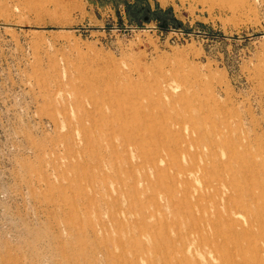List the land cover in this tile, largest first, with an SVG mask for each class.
<instances>
[{
  "label": "rangeland",
  "instance_id": "1",
  "mask_svg": "<svg viewBox=\"0 0 264 264\" xmlns=\"http://www.w3.org/2000/svg\"><path fill=\"white\" fill-rule=\"evenodd\" d=\"M190 163L264 216V0H0V264H188Z\"/></svg>",
  "mask_w": 264,
  "mask_h": 264
},
{
  "label": "bare ground",
  "instance_id": "2",
  "mask_svg": "<svg viewBox=\"0 0 264 264\" xmlns=\"http://www.w3.org/2000/svg\"><path fill=\"white\" fill-rule=\"evenodd\" d=\"M196 145L197 149H208L205 143L197 142ZM180 150L184 153L183 155L187 153L186 149L180 148ZM183 174L200 177V182H197L199 188L195 189L196 196L193 203L199 215L191 219L197 224L183 238V244L179 250L183 254V261L188 264H264L261 256L262 253L264 254V216L256 217L254 213L248 214L245 229L239 220L233 218L237 215L238 209L245 207V201L239 195L241 186L215 169L208 168L205 163H190L188 168L183 169ZM260 180L254 181L251 185L248 184L247 191L250 192L252 201L256 199L264 201V179ZM220 208L224 210V213L220 212ZM219 221L227 223V226H224L225 232L217 228ZM236 227L241 228L239 234L235 232ZM212 230L214 233H210ZM225 238L226 241L221 244L219 239ZM242 240L247 241L248 247L244 248L240 245L239 242ZM234 242H237L238 246L234 247L233 252L229 244L233 245ZM196 254L201 259L195 263L192 256Z\"/></svg>",
  "mask_w": 264,
  "mask_h": 264
}]
</instances>
